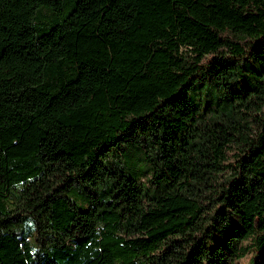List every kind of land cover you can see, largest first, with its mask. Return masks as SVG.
Returning <instances> with one entry per match:
<instances>
[{
	"label": "trees",
	"instance_id": "trees-1",
	"mask_svg": "<svg viewBox=\"0 0 264 264\" xmlns=\"http://www.w3.org/2000/svg\"><path fill=\"white\" fill-rule=\"evenodd\" d=\"M0 264H264V0H0Z\"/></svg>",
	"mask_w": 264,
	"mask_h": 264
},
{
	"label": "rangeland",
	"instance_id": "rangeland-1",
	"mask_svg": "<svg viewBox=\"0 0 264 264\" xmlns=\"http://www.w3.org/2000/svg\"><path fill=\"white\" fill-rule=\"evenodd\" d=\"M237 153H238L237 149L230 150L229 154H228L230 160H233ZM253 253H254L253 250H250V253L247 254V256L244 258V260L242 262L246 263L248 261V259L251 257V255H254Z\"/></svg>",
	"mask_w": 264,
	"mask_h": 264
}]
</instances>
